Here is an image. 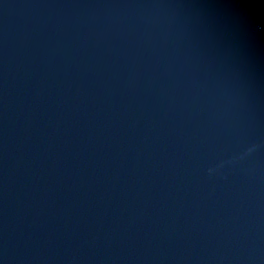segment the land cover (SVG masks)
<instances>
[{"label": "water", "instance_id": "water-1", "mask_svg": "<svg viewBox=\"0 0 264 264\" xmlns=\"http://www.w3.org/2000/svg\"><path fill=\"white\" fill-rule=\"evenodd\" d=\"M0 264H264V0H0Z\"/></svg>", "mask_w": 264, "mask_h": 264}]
</instances>
